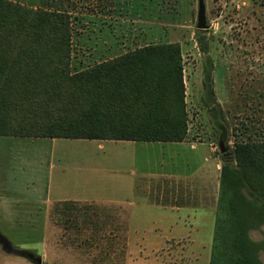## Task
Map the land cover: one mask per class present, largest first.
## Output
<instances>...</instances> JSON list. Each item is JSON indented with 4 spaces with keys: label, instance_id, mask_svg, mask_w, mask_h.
<instances>
[{
    "label": "rangeland",
    "instance_id": "obj_1",
    "mask_svg": "<svg viewBox=\"0 0 264 264\" xmlns=\"http://www.w3.org/2000/svg\"><path fill=\"white\" fill-rule=\"evenodd\" d=\"M11 1L30 10L69 14L75 71L144 46L179 43L189 114L187 138L212 142L223 164L235 162V142L263 139L264 0H205L207 29L197 28L198 0ZM209 61L219 106L205 96ZM128 145L0 136V197L7 200L0 201V233L15 249L42 256L43 264H195L203 255L184 245H193L192 238L199 236L202 241L194 245L209 239L206 245H213L215 264H230V250L224 245L231 244V235L224 225L216 243L214 229L211 238L202 232L169 240L152 252L148 245H127L125 210L116 203L62 202L45 208L43 201L49 194L54 198L55 185H103L110 188L105 194L116 200L124 169H138L141 182L150 172L142 170L146 165L161 171V165L167 166L163 163L169 161L167 148L158 144L148 146V152L139 150L136 162L129 156L121 163L119 154ZM163 234L169 235L167 230ZM250 236L262 245L264 264V225L251 230ZM0 264L36 263L5 252L0 244Z\"/></svg>",
    "mask_w": 264,
    "mask_h": 264
},
{
    "label": "trees",
    "instance_id": "obj_2",
    "mask_svg": "<svg viewBox=\"0 0 264 264\" xmlns=\"http://www.w3.org/2000/svg\"><path fill=\"white\" fill-rule=\"evenodd\" d=\"M71 29L68 13L0 0V136L158 142L188 137L179 43L144 46L75 71ZM213 71L209 61L205 96L219 106ZM262 138L235 142V162L222 165L214 239L228 227L230 264L262 263V245L250 236L264 225Z\"/></svg>",
    "mask_w": 264,
    "mask_h": 264
},
{
    "label": "crops",
    "instance_id": "obj_3",
    "mask_svg": "<svg viewBox=\"0 0 264 264\" xmlns=\"http://www.w3.org/2000/svg\"><path fill=\"white\" fill-rule=\"evenodd\" d=\"M95 140L129 144L119 154L121 163L130 159L129 156L136 162L137 152H148V146H155L153 144L167 148L169 161L163 162L167 166L164 168L161 165L162 171L150 164L143 167L142 170L149 169L150 172L144 174L141 182H138V169H124V180L119 183L116 200L105 194L110 188L103 185H55L52 188L54 198L49 194L43 201L45 208L62 202L116 203L125 210L127 245H148L152 252L158 251L169 240H184L202 232L208 233L211 238L216 226L223 165L212 142L190 138L179 142ZM138 144H146L141 145L146 147L143 149ZM164 154L167 155L166 152ZM0 201L7 200L0 197ZM164 229L169 233L167 237L163 234ZM200 241V236L192 238L193 245H184L185 249L188 247L199 256L203 255L196 257L195 264H210L213 245H206L209 239H204L202 245H194ZM208 251L209 256L206 254Z\"/></svg>",
    "mask_w": 264,
    "mask_h": 264
},
{
    "label": "water",
    "instance_id": "obj_4",
    "mask_svg": "<svg viewBox=\"0 0 264 264\" xmlns=\"http://www.w3.org/2000/svg\"><path fill=\"white\" fill-rule=\"evenodd\" d=\"M209 27L207 14H206V1L198 0V15H197V28L198 29H207ZM222 151H224L223 144L220 145ZM233 161V159H231ZM0 244L2 248L7 253L17 254L22 257L29 259L30 261L36 264H43L44 259L42 256L37 255L34 252L23 250V249H15L11 243V241L2 233H0Z\"/></svg>",
    "mask_w": 264,
    "mask_h": 264
}]
</instances>
